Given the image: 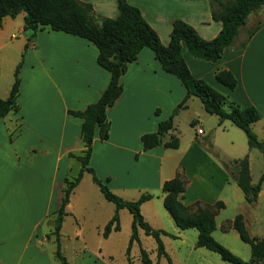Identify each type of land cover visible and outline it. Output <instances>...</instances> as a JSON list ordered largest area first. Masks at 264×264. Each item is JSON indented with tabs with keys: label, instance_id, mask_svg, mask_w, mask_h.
Returning a JSON list of instances; mask_svg holds the SVG:
<instances>
[{
	"label": "crops",
	"instance_id": "crops-1",
	"mask_svg": "<svg viewBox=\"0 0 264 264\" xmlns=\"http://www.w3.org/2000/svg\"><path fill=\"white\" fill-rule=\"evenodd\" d=\"M79 1L90 4L97 17L114 19L118 16L116 0ZM127 2L138 8L163 46L169 44L172 23L176 20L193 27L204 40L214 39L222 28L220 22H214L211 18L209 0ZM13 19L5 17L0 26V52L13 40L24 37L27 41L32 35L31 31L23 29L24 16L22 24L15 23ZM255 27L257 30L253 36L245 46L240 47L246 41L248 32ZM33 39L29 50L39 54L35 55V59L38 56V60H35L38 67L30 66L28 70L22 68L19 73L17 114L21 115L22 122L15 137L9 127L6 129V136L10 138L0 146V264H60L55 256L54 212L61 204L64 179L75 177L80 170V163L68 155H79L82 151V121L69 115L68 111L80 112L95 103L110 80L109 73L97 64L98 50L90 42L51 31L48 27L39 29ZM182 55L188 70L196 79L204 81L229 101L257 110L261 119L251 128L259 140H264V6L247 18L234 44L223 51L217 62L212 64L194 58L185 47ZM7 57V65H17L14 57H10V54ZM2 63L0 58V65ZM14 71L15 68L11 73L14 74ZM217 71H228L234 76L237 81L234 90L227 89L215 80ZM12 84L13 81L4 86L0 100L7 99ZM121 84L122 95L107 109L109 137L101 141L96 131L89 165L100 180L109 178L110 190L125 201H135L143 194L152 195L151 200L141 205L140 211L153 229L166 234V224L176 232L174 228L177 226L163 206L162 186L166 181L174 178L183 181L185 189L179 201L186 208L191 209L197 203L213 206L217 202H222L226 207L229 196L223 197L225 191L231 189V193L236 194L241 191L233 179L237 173L229 171V167L234 161L247 156L251 184L256 185L251 175L253 149L248 147L247 139L246 143L243 142L239 131L235 130L237 127L230 121L220 122L216 116L207 114L196 97H190L185 107L174 116L172 129L163 138V145L143 151L142 136L156 133L159 124L172 115L186 95L180 81L161 69L150 49L141 50L137 60L127 66ZM194 108L198 113L194 112L196 114L190 117ZM181 113L189 116V132L182 133L179 130ZM13 125L16 126L15 123ZM196 128L203 130L202 135L197 134ZM171 138L178 139L177 149L164 146ZM36 151L52 157L54 174L59 164L65 162L67 173L62 180V196H56L53 200L55 188L52 181L45 191L44 204L21 202L18 205L23 213L16 215V205L13 203L15 189L6 184L10 160L21 159L25 153ZM75 189L64 210L59 232L60 253L67 264H71L70 259L72 264H75L76 259L83 261L86 255L97 260L89 264H112L107 241L120 230L111 232L107 239L102 236L104 227L113 217L111 211H101L106 205L100 201L97 205L82 202L79 209L74 207L70 199ZM262 193L261 186L256 202ZM155 200L160 202L159 205ZM33 209L34 217L31 212ZM121 213L122 210L118 212L119 216ZM243 218L246 223V218ZM70 219L72 228L63 233L65 223ZM45 225L47 229L43 234H33V230L37 231ZM140 232L143 231L138 230L139 242ZM70 242H74V247L69 258L64 244Z\"/></svg>",
	"mask_w": 264,
	"mask_h": 264
},
{
	"label": "trees",
	"instance_id": "trees-1",
	"mask_svg": "<svg viewBox=\"0 0 264 264\" xmlns=\"http://www.w3.org/2000/svg\"><path fill=\"white\" fill-rule=\"evenodd\" d=\"M209 3L212 20L220 22L222 25L221 31L214 39L204 40L193 27L183 21L176 20L172 23L169 44L163 46L158 35L143 19L138 8L130 5L127 0H116L118 16L114 19L97 17L90 4L82 3L79 0H0V26L5 17L15 18L24 13L23 29L32 32L28 40L33 39L37 31L45 27L54 32H62L84 39L96 47L98 50L97 64L110 75L108 86L95 103L88 105L85 110L80 112L68 111L69 115L82 121L80 128L82 151L79 155L73 153L68 155L80 163V170L72 179H64L61 204L54 212L55 256L60 264H67L60 253L59 246V232L65 216L64 210L72 191L79 185L85 173L91 175L93 183L98 187L103 198L115 206V213L104 227L102 236L107 238L111 232L120 230L118 212L125 209L132 217L131 235L126 256L128 257L131 247L135 243H139L138 230H142L146 236L155 241L158 257L167 258L168 263L171 264L161 239L166 235L165 232L153 229L144 220L140 211L141 205L151 200L152 195L143 194L135 201H125L110 190L108 187L110 179L100 180L89 165L96 131L101 141H106L109 137L110 125L107 119V109L111 108L122 95L121 77L125 74L127 66L137 60L139 53L144 48H148L154 53L165 73L180 81L186 90V95L172 115L159 124L156 133L142 136L143 151L163 145V138L172 129L174 116L185 107L190 97H196L202 103L207 114L216 116L220 122L230 121L235 127L242 130L246 136L248 147L258 150L264 158V140H259L251 128L261 119L257 110L251 106L241 107L229 101L207 83L196 79L188 70L182 55V49L185 47L194 58L212 64L217 62L222 57L223 51L234 44L241 28L246 24L247 18L264 6V0H209ZM256 30L257 27L248 32L246 41L240 44V47L245 46ZM28 47L27 43L25 50ZM21 67L22 61L14 71V81L9 96L5 100H0V121L10 113L17 114L19 112L17 100ZM215 80L229 90H234L237 85L236 79L228 71H217ZM164 146L169 149H177L178 139L171 138ZM232 164L233 167L229 171H236L237 175H234L233 179L243 193L245 201L249 204L255 203L264 182V172L258 183L252 185L248 157L245 156ZM184 189V183L180 178L166 181L162 186L163 206L177 228L180 230L196 229L198 232L197 246L214 252L225 262L264 264V241L252 237L247 232L241 214L236 215L230 225L237 232L240 240L250 247L251 260L248 263L234 256L212 237L216 227V212L224 208L223 203L217 202L213 206L204 207L197 203L196 211L191 213L190 209L184 207L179 201ZM141 260L143 264H151L146 251H141Z\"/></svg>",
	"mask_w": 264,
	"mask_h": 264
},
{
	"label": "rangeland",
	"instance_id": "rangeland-1",
	"mask_svg": "<svg viewBox=\"0 0 264 264\" xmlns=\"http://www.w3.org/2000/svg\"><path fill=\"white\" fill-rule=\"evenodd\" d=\"M23 16V14L18 15L16 18L13 19V21H15V23L22 24ZM33 42L34 39H27L26 41L24 40V37H19L13 40V42L10 43L9 46H7L3 51L0 52V58L3 61V63L0 65V96L2 95V90L4 86L7 85L8 82L14 81V74L11 73V70H13L14 68L16 69L17 65L21 61V69L25 68V70H28L30 66L38 67V62L35 60L37 59L39 54H35L34 52L33 54L32 52H30L31 50H29ZM27 43L29 44V47L25 50V45ZM9 54L10 57H14L15 61L18 62L17 65L14 67L7 65V55ZM35 55H38L36 56V59ZM194 112L198 113V110L196 111V109L194 108L190 117L196 114ZM180 118L182 119L181 125L179 127L180 132H189L191 129L188 123L189 116L187 115V113H181ZM21 122V115L13 113H10L8 115V118L0 122V146L3 145L5 140H8L10 138L6 136V129L9 127L10 132L15 137L19 124ZM13 123L16 124V128L14 127ZM14 128L16 130H14ZM197 129L198 128H196V132ZM235 130L239 131V135L242 136L243 142L245 141L246 143V136L244 132L240 129L238 130V128H235ZM22 149L25 150L24 147H22ZM252 153L253 155L251 159V175L253 183L257 184L260 176L264 172V158L261 153L256 149H253ZM231 156H235V154H231ZM64 163L65 162H61L59 164V169L54 174L52 157H47L46 155H43L41 154V152L38 151L31 154L25 153L21 159L10 160L9 177L6 184L11 189H15L16 197L13 203L16 205V215L23 213V211L20 210V206L18 205L21 202L26 201L31 204H44L46 197L45 191H47L48 186H51L52 181H54L53 188H55L53 200L56 196H62V180L63 178H66L65 174L67 173V169L65 168ZM231 167H233V164H231L229 169ZM0 169H2V167ZM262 189L263 193L259 201L255 202L256 204L247 203L241 191L238 190L239 192L238 194H236L231 193V189H227L223 194V197L229 196L226 201L227 205L223 209H220L216 212V229L212 233V237L217 243L229 250L234 256L239 258L241 261L246 263L250 262L251 260L250 247L249 245L243 243L240 240L237 232L231 228L230 222L235 218L236 215L241 214L246 218V223H244L247 232L252 237H256L259 240L264 241V183L262 184ZM99 201L105 203L106 205L105 207L101 208V211H111V216H113L115 213V206L103 198L98 187L93 183L91 175L85 173L78 187L75 189V192L71 197L70 202L74 207L79 209L82 202H88L97 205L98 203H100ZM155 201L159 205L160 202L158 200ZM196 208L197 206H194L190 209V212H195ZM24 211L28 212L26 209ZM31 212L33 213L34 217V209ZM119 219L120 232L112 235V237L107 241L111 250L112 264H143L141 260V251H146V253L148 254V258L151 261V264H169L167 258L158 257L155 241L151 237L146 236L143 232H140V242L135 243L131 247V251L127 257L126 249L128 247L131 235L132 217L127 210L123 209L122 213L119 216ZM72 225V220H67L63 229V233L69 232L72 228ZM164 226L167 231L166 235L162 238V241L164 245V250L168 255V258L170 259L171 264H231L229 262L223 261L220 256L215 254L214 252H211L205 248L198 247V232L196 229H188L181 231L176 227L174 228L176 232H174L168 227V225L165 224ZM46 229V225L41 226L37 229V231L33 230V234L34 232L35 236L43 234ZM72 243L74 242L65 244L63 243L65 247V252L69 256V258L71 255V249H73L74 247L72 246L74 245ZM72 262V259H70L71 264ZM82 262H84V264H89L91 262H97V260L90 257L89 255H86L83 261L82 259L75 260V264H81Z\"/></svg>",
	"mask_w": 264,
	"mask_h": 264
},
{
	"label": "built area",
	"instance_id": "built-area-1",
	"mask_svg": "<svg viewBox=\"0 0 264 264\" xmlns=\"http://www.w3.org/2000/svg\"><path fill=\"white\" fill-rule=\"evenodd\" d=\"M202 133H203V130L201 128H198L197 129V134L202 135Z\"/></svg>",
	"mask_w": 264,
	"mask_h": 264
}]
</instances>
